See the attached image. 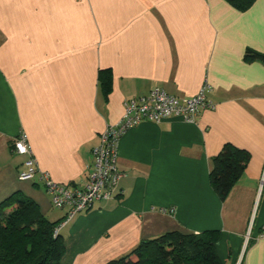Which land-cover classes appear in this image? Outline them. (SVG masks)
Wrapping results in <instances>:
<instances>
[{
    "label": "crops",
    "instance_id": "0c3cea01",
    "mask_svg": "<svg viewBox=\"0 0 264 264\" xmlns=\"http://www.w3.org/2000/svg\"><path fill=\"white\" fill-rule=\"evenodd\" d=\"M249 49L262 59L246 60ZM205 84L215 109L194 123L122 136L117 196L63 228L60 264H107L144 240L206 231L220 233L222 264H264V0L246 11L227 0H0V203L20 192L52 223L67 213L39 175L19 180L21 135L40 173L83 186L126 101L154 88L192 98ZM226 144L251 158L222 201L210 173Z\"/></svg>",
    "mask_w": 264,
    "mask_h": 264
},
{
    "label": "trees",
    "instance_id": "16d2710c",
    "mask_svg": "<svg viewBox=\"0 0 264 264\" xmlns=\"http://www.w3.org/2000/svg\"><path fill=\"white\" fill-rule=\"evenodd\" d=\"M227 1L238 10L246 11L256 0ZM257 59L262 56L249 49L246 60ZM101 78L106 81L107 77ZM250 158L248 151L226 144L213 159L210 181L222 201L242 177ZM59 223L48 221L37 203L20 192L2 201L0 264H60L65 254V239L62 234L54 236ZM219 238V231L170 232L142 241L128 255L107 264H222L216 252Z\"/></svg>",
    "mask_w": 264,
    "mask_h": 264
},
{
    "label": "built area",
    "instance_id": "2783aa9c",
    "mask_svg": "<svg viewBox=\"0 0 264 264\" xmlns=\"http://www.w3.org/2000/svg\"><path fill=\"white\" fill-rule=\"evenodd\" d=\"M211 87L205 84L192 98L169 94L162 88H154L147 96L125 102L123 118L114 126H109L101 136L99 146L93 149L92 171L85 185L60 184L53 181L48 173H40L31 152L27 137L21 135L14 142L16 154L26 156L19 180L34 181L39 175L54 208L66 210L65 218L55 228L54 236L61 234L78 215L91 211L98 202L116 198L123 173L118 168V145L122 136L143 122L161 123L170 118H180L194 123L202 110L215 109L209 101ZM261 237L264 238V229ZM250 241L247 236L246 245ZM242 264V260L238 262Z\"/></svg>",
    "mask_w": 264,
    "mask_h": 264
}]
</instances>
